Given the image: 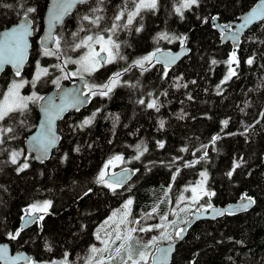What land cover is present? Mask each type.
<instances>
[{
	"label": "trees",
	"instance_id": "trees-1",
	"mask_svg": "<svg viewBox=\"0 0 264 264\" xmlns=\"http://www.w3.org/2000/svg\"><path fill=\"white\" fill-rule=\"evenodd\" d=\"M178 1L158 0L157 9L141 12L133 25L118 31L114 39L120 43V53L126 60L118 59L100 70L98 82L103 83L109 75L157 49H176L182 44L175 37H186L183 44L189 48L188 56L173 68L152 62L146 65L148 70L143 74L133 67L123 74L121 83L109 96L101 97L90 110L68 113L58 123L61 141L50 158L37 162L24 151L25 140L39 119L38 102L31 103L24 115L13 113L14 118L3 122L4 126L14 128L9 135L15 139L0 145V242H10L14 250L26 249L34 260L60 259L68 252L72 264H85L89 248L96 241V227L127 199L133 201L132 224L139 221L136 224L139 227L163 225L153 231L158 237L166 233L169 238L159 239L156 246L175 241L178 239L175 232L194 210L179 211L180 218L165 232L173 219L174 202L183 187L196 182L200 172L206 170L209 187L216 195L206 198L205 206L208 203L224 206L244 195L254 198L256 205L245 213L197 221L178 243L170 264H264V20L250 27L234 48L230 42H222L211 19L217 17L219 23L227 24L258 0H200L198 7L185 9L183 16L175 12ZM48 2L0 0V30L24 17L25 8L36 9L28 15L34 22L35 33L31 38L27 74L33 73L37 61L59 73L53 65L63 64L69 56L76 59L85 50H71V45L79 42L72 33L78 32L82 23L87 25L81 17L91 15L90 7L103 8V12L97 13L104 16L103 27L110 25L125 0H104L101 5L90 0L80 5L58 31L59 59L43 55L37 40ZM128 7L131 10V3ZM141 26L142 30L137 32L135 29ZM85 34L79 32L81 37ZM164 34L169 39H161ZM55 48L56 44L52 49ZM234 50L240 60L238 75L221 85L218 94L217 85L228 70L223 61ZM249 57H254L252 65L245 63ZM213 59L220 63L212 65ZM68 67L73 69L74 64ZM11 75V69L7 68L0 76V93L6 91L4 77ZM179 77L182 79L178 80ZM193 80L196 83H191ZM124 81L136 86L130 87ZM177 83L187 87H176ZM45 87L39 86L37 90ZM149 92L153 93L151 97L147 95ZM139 99L146 103L158 99L160 110L146 108L137 103ZM97 109L100 111L91 125L78 127ZM180 115L184 118L180 119ZM161 120L165 122L163 128ZM224 120H228L227 126L222 123ZM217 135L220 138L213 144L212 137ZM158 141L163 142V148ZM145 147L147 151H143ZM183 148L187 151H181ZM21 149L24 155L20 161L27 156L30 167L18 173L17 166L9 162V153ZM140 151L143 155L137 160L134 157ZM205 152L207 156L199 163L185 166ZM116 155L124 158L119 168L131 167L135 175L128 185L113 192L96 183V177ZM234 161H241V166L229 178L226 173L232 170ZM44 200L52 201L44 219L23 229L16 240H10L8 233L21 228V217L28 206ZM154 207L157 212L152 213ZM147 213L152 215L149 217ZM165 215L167 220H162ZM138 238L143 243L147 236L138 232ZM45 245L52 250L49 252ZM152 252L153 249L149 260Z\"/></svg>",
	"mask_w": 264,
	"mask_h": 264
},
{
	"label": "snow or ice",
	"instance_id": "snow-or-ice-1",
	"mask_svg": "<svg viewBox=\"0 0 264 264\" xmlns=\"http://www.w3.org/2000/svg\"><path fill=\"white\" fill-rule=\"evenodd\" d=\"M89 0H56L53 8V12L51 14L50 18V24L52 22H59L62 20L63 16L68 13V11L75 6V4H88ZM104 3V0H96L97 5H101ZM129 3H131L132 8L129 10ZM200 0H179V6L175 8V12L183 16V10L185 9H191L193 6H199ZM7 7H11V5H6ZM158 7V0H125L124 5L116 12V14L111 18L110 25L101 26V22L104 20V16L97 15V13L103 12V8L101 7H90V13L85 14L81 17L82 22H87V25L81 24L78 32H73L72 36L75 39H78L79 42L73 43L71 45V50H83L86 49V51L83 52V54L79 55L77 59H73L72 57H68L64 59L63 64H56L53 65L54 68L59 70V72L62 74L61 77H57L55 79H52V83L57 86V88L60 87V79H70L72 76H80L81 79H83L84 74L91 75L92 73L98 71L100 67L106 66L108 64L115 63L118 59L119 60H126V57L121 55L120 53V43L117 42L114 37L117 36L118 31L121 29H128L129 26L133 25V21L137 16L141 14L143 10H155ZM36 11L35 8L27 7L24 9V17L23 21L17 26L13 27L10 31L4 33L5 39L3 41H0V71L3 70L5 65L11 64L15 68V75L17 77L21 76V69L24 64L25 54L28 47L27 44V37L31 35L30 30V21L28 20V15L31 13H34ZM257 16H260L261 18H264V11H258L253 10V12L247 16L244 17L243 24L240 25L241 28L246 27L249 25L253 20L257 18ZM211 19L215 20L217 17H211ZM207 22V19L204 21ZM217 27H221L223 33L231 32V27L228 24L224 25H217ZM95 30V31H94ZM137 32L142 30L141 27H137L135 29ZM79 32H85L86 34L84 36H80ZM161 39H169V37L164 34L160 37ZM176 39L181 40V44H183L186 37H175ZM232 39H236V35H232ZM50 41H53L56 44L55 49L48 48L45 46L43 48V55L45 56H56L57 59L60 58L61 52H60V40L58 38H54L51 35V32L49 33V36L47 38ZM171 42V40L169 41ZM96 45H99V50L96 49ZM156 52H159V49L156 50ZM156 52L149 53L146 56H143L139 59L134 60L131 64H129L128 67L122 69L121 71H117L112 74L108 78V80L104 83L100 84H88L85 82V87L87 88V92H83L81 90H76L75 92L65 91L64 93V103L60 106H56L52 101H49L48 106L45 107V114L46 116L49 114L50 109L52 108H59V111H63L64 107L66 106H72L76 107L78 104L84 103L89 96H101V97H107L109 94L113 91V89L121 83V77L124 73L129 72L133 67L139 68L141 70V74L143 72L147 71L148 68L146 65H151L153 59H156V62L159 63L160 60L156 57ZM172 59H175L173 57ZM170 62V61H169ZM254 62V57H249L245 63L248 65H252ZM220 63L219 61L213 59L211 61L212 65H216ZM225 65L228 66L227 73L224 75L223 79L220 81V84L217 85V91L219 94V90L221 88V85L225 84L227 81H229L232 77L237 76L238 72L237 69L240 66V60L237 57L236 51H232L228 59L223 61ZM68 64H74L77 65V69L75 72H68L66 71V66ZM168 62L165 63V68H167ZM235 65V67H233ZM37 71L33 77L32 81L25 80L21 78L19 81L13 80L11 84L8 86L7 91L0 93L2 95L3 99L0 100V145H3L6 143V140L9 139H15L14 135H9L11 133H14V128L11 126H4V123L6 119L14 118L13 113H19L20 115H24L25 112L28 110V102H35L38 100L44 99L43 97L37 95L36 92H33L30 96H21L19 94V89L23 88L25 84L31 83L32 87L36 86V82H38L43 76L49 75V70L47 67H41L39 64V61H37ZM164 75H167V71H165ZM182 79V77H179L178 80ZM124 84H128L130 87H135L136 85L129 84L128 81H124ZM191 83H196V81H192ZM176 87H187V84L180 85L177 83L175 85ZM166 95V93H164ZM149 97L153 95V93L149 92L147 93ZM70 98V99H69ZM189 99H191V96H189ZM137 103L141 105H145L148 109H155L157 112L160 110V106H158V99H152L150 102H147L144 99H139ZM77 110L79 108L77 107ZM100 110L97 109L96 112H93L91 116L85 117L83 121L81 122L78 127L83 128L91 125L96 118L97 112ZM180 119H183L184 116L180 115ZM118 119V117H117ZM21 124L24 123V120L20 121ZM49 125L51 121H48ZM164 121L161 120L159 122L160 127H164ZM224 126L228 125V120L222 121ZM43 128V125H42ZM234 134V133H233ZM243 134V133H241ZM220 137L213 136L212 137V143L214 144L216 140H218ZM56 142V137L51 133V128L49 127L47 131L42 132L38 134L37 136L32 137V145H33V151L40 154L41 157L45 156L48 152V149L54 145ZM159 147L163 148L164 144L163 142L158 141L157 142ZM201 147H205L206 145H202ZM137 149H140V145H137ZM76 151H79V148L76 149ZM143 151H147V148L145 147ZM143 151L139 152V155L134 157L135 159H140V156L143 155ZM181 151H187L186 148L181 149ZM199 151V149H198ZM24 155L23 150L16 151L13 150L9 153V162L12 165H16V171L23 172L24 170L28 169L30 167V164L28 163V157L25 156L24 161L21 162L18 158L20 156ZM207 156V152L204 153V156L200 157L198 160L193 162H187L185 164L186 167H192L195 163H199V160L204 159V157ZM123 156L116 155L113 156L111 159L107 161V163L104 165L103 168L100 169L97 177H96V183L102 184L106 188L110 189L111 191L115 192L116 188L120 186L123 183L122 179H106L108 176L107 169L109 165H112L114 161H123ZM242 160V158H241ZM241 166V161H234L232 170L228 171L226 175L231 178L233 173L237 168ZM127 171V170H125ZM200 176L204 178L201 180L196 186L192 187L190 189L192 195L188 199L191 200L193 204H198L199 200L202 199L204 196H215V192H208L204 188V181L207 179V173L202 171L200 172ZM173 179H175V176H173ZM91 189H88V192H91ZM88 192L85 193V195L88 194ZM180 201H184L185 197L181 196L179 198ZM242 201H247V203H241L240 207L242 209H247L250 204L254 203V200L252 197L244 195L241 197ZM133 201L129 199L125 204V209L128 208L129 205H131ZM52 201L50 200H44L42 202H35L28 206V208L25 210L24 216L21 217L24 224H31L35 223L37 219L43 220L44 216L41 215L37 217L35 214L38 212H42L47 214L48 209L51 207ZM200 210L207 211L208 209H211L213 205L211 203H208L205 205H200ZM157 212V208L154 207L152 209V213ZM152 213H147V216H151ZM174 214V213H173ZM216 215H224L222 211H218L215 213ZM116 213H113V216H115ZM129 215L128 212L124 213V218L120 220V224L125 223H131V221H127V216ZM109 219H112L111 217ZM162 220H167V216H162ZM108 221H105V224H107ZM134 223L139 224V221H135ZM171 223V222H170ZM185 224L188 223V221L184 222ZM120 224H117L114 229V239L112 238L113 234L110 232H106L105 239H101L99 233L96 235V239L101 242L103 245L102 248H97L95 245L90 246L89 248V256L85 260V264H109V262L114 259L115 257L120 258V264H146L147 261V252L146 251H140L138 253H135V249L131 243V241L134 239L132 236V233H135L137 231L139 232H150L155 229H161L163 225L156 224V225H150L148 227H140L137 229L136 227H132L127 229V234L122 235L120 231ZM23 231V226H21L20 229L16 230L15 232H9L8 238L10 240H16ZM185 231L184 228H180L175 232V236L177 238H182V233ZM168 235L166 233H162L160 237H152V240L148 243L142 245L143 248H148L153 243H155L159 239H168ZM116 241H122V243L119 244V246H116L114 249L115 256L113 255V245H115ZM137 244L140 242L137 240ZM46 249L50 252L52 249L45 245ZM161 254L163 256H167L168 252L171 251V249H160ZM122 253H126L125 255H122ZM69 253L65 252L63 254V259L57 261H36L29 259L27 257L22 256H16L9 258L8 257V247L7 245L0 246V260L4 261H16L19 259H25L27 264H72V262L68 259Z\"/></svg>",
	"mask_w": 264,
	"mask_h": 264
},
{
	"label": "water",
	"instance_id": "water-1",
	"mask_svg": "<svg viewBox=\"0 0 264 264\" xmlns=\"http://www.w3.org/2000/svg\"><path fill=\"white\" fill-rule=\"evenodd\" d=\"M90 1V0H89ZM56 0H49L48 6L46 8V12L44 15V32L41 36L40 44L44 48L47 46L48 48H51L55 43L53 41L48 40L49 33L51 32V35L55 38V30L62 25L64 22L65 18L67 17L68 14L73 13L80 3L75 4L74 7H72L67 14H65L62 18L61 21L59 22H52L50 24V18L51 14L53 12L54 4ZM258 10V11H264V0H258L256 4L250 8L248 11L244 12L241 14L238 19L231 21L227 23L231 27V32L228 33H223V30L221 27H217V25H224L219 23L216 19L212 20L213 23L215 24V28L220 32L221 34V40L223 43H231L234 48H237L240 44L241 38L243 34L254 24L257 22H260L264 20V18H261L260 16H257L255 20H253L249 25L246 27L241 28L240 25L243 24L244 22V17L251 14L253 10ZM28 20L30 21V30H31V35H29L27 39V50L25 54V59H24V64L21 69V73L26 69L28 62L30 60L31 56V49H32V42L31 38L34 35V28H33V21L32 19L28 16ZM23 21V17L15 24L10 25L6 28H3L0 31V41H3L5 39L4 33L10 31L13 27H17L21 22ZM236 35V39H232V35ZM189 54V48L186 44L180 45L176 49H161L159 52H156V57L160 60V64H162L165 67V63L168 62L167 68H173L177 64H179L186 56ZM175 57V59H172ZM156 62V59H153ZM170 61V62H169ZM10 68L12 71L15 72V68L11 65H5L3 70L0 71V76L3 74V72L7 69ZM85 82H87V79L83 77L81 79L80 77L75 80V82L69 84V85H63L60 88L53 90L49 93H47L40 101L39 104V119L37 121V124L35 126V129L29 134V136L25 140L24 144V151L31 155L33 159L37 162H43L47 160L53 151L58 147L61 141V136L60 133L58 132V123L66 116L67 113L72 112L74 110H77V107L80 109L87 108L90 105V96L88 99L82 103L78 104L76 107L72 106H66L64 107L63 111H59V108H52L49 111V114L46 116L45 114V107L48 106L49 101H52L56 106H60L64 103V93L65 91H70V92H75L76 90H81L83 92L86 91L85 87ZM70 99V98H69ZM51 121L50 125L48 121ZM43 125V128H42ZM51 128V133L56 137V142L54 145H52L49 149L48 152L45 156L41 157L39 153L33 151V145H32V137L37 136L38 134L45 132L48 130V128ZM127 170V171H125ZM135 175V170L131 167L128 168H123L120 169L113 174H110L107 176V179H122L123 183L120 185L121 187L127 185L130 180L133 179ZM254 200V198H253ZM241 203H247V201H242L241 198L235 202L228 203L224 206H217L213 205L211 209H208L206 212L202 210H197L191 213L190 217L187 219L188 223L184 224L182 228L185 229V231L182 233V238H178L175 241L172 242H165L157 245L156 250L154 254L152 255V260L151 264H170V261L176 251V247L179 242L183 240V238L186 236L188 228L193 226L197 221L201 220H215L218 218L223 217L226 214H239V213H245L247 211H251L254 209L256 202L254 200V203L250 204L249 207L245 210L240 207ZM218 211H222L224 215H216L215 213ZM37 217H39L38 213L35 214ZM38 220V219H37ZM36 223V222H35ZM35 223L31 224H24L23 221H21V226H23V229H26ZM7 245L8 247V257H16V256H22V257H27L29 259H33L32 254H30L26 249H19V250H14L10 244V242L5 241V242H0V246ZM160 249H171L170 252H168L167 256H163L161 254ZM0 264H27L25 259H19L16 261H4L0 260Z\"/></svg>",
	"mask_w": 264,
	"mask_h": 264
},
{
	"label": "rangeland",
	"instance_id": "rangeland-1",
	"mask_svg": "<svg viewBox=\"0 0 264 264\" xmlns=\"http://www.w3.org/2000/svg\"><path fill=\"white\" fill-rule=\"evenodd\" d=\"M178 6H179V1H178V3H177L176 7H178ZM176 7H175V8H176ZM143 11H145V10H143ZM143 11H142V12H143ZM184 11H185V10H183V12H184ZM96 49L99 50V45H96ZM84 51H86V49H85ZM82 54H83V53H82ZM152 62H153V61H152ZM77 67H78V66L75 65L73 69H68V71H70V72H75L76 69H77ZM100 68H101V67H100ZM36 71H37V69L34 70V73H33V76H32V77H30V78H25V77H23V79L28 80V81H32V80H33V77H34V75H35V73H36ZM84 75H86V74H84ZM111 76H112V75H111ZM20 79H21V77H17V79H15V80L19 81ZM11 82H12V81H11ZM10 84H11V83H10ZM29 84H30V87H31L32 89H30L29 91H25V88H26V86L28 85V84H25L23 88L19 89V94H20L21 96H30L33 92H36L37 95L40 96V93L37 91V89H36L35 87H32L31 83H29ZM36 84H37V82H36ZM6 91H7V89H6ZM6 91H5V92H6ZM2 99H3V98H2ZM2 99H1V100H2ZM31 103H33V102H31V101L28 102V106H29ZM21 150H22V149H21ZM16 151H20V150H16ZM21 158H22V156H20L18 159L21 160ZM122 164H123L122 161H114V163H113L112 165H109V167H108V169H107L108 174H112V173H114L116 170H118L119 167L122 166ZM204 172L207 173V179L204 181V185H203V186H204V188H205L208 192H213V191L210 189L209 184H208V179H209L208 172H207L206 170H204ZM203 179H204V178H202V177L200 176L196 182H194V183H192V184H188V185H186V186L183 187V192H182V194L180 193V194L178 195V197L176 198L175 202H174V207H173V210H172V213H174V214H173V219L170 220L171 223H170V222L168 223V226H167L165 232L169 231V229L171 228V226H172L173 224H175V222H177V219H178V218H180V216H179V213H180V212H179V211L187 212V211L195 210L196 208H197V209H200V207H199L200 205H205V200H206V198L211 199V198L213 197V196H211V197L204 196L202 199L199 200L198 204H193V203L191 202V200L188 199V198L191 197V195H192L190 189H191L192 187L196 186V185H197L201 180H203ZM181 196H184V197H185V200H184V201H180V200H179V198H180ZM128 200H129V199H127V200L122 204V206L113 209L112 212L110 213V215H108L107 217H105V218L102 220V222H100V223L98 224V226L96 227L95 232H94V233H95V237H96L97 233H99L101 239H105V238H107V237H106V232H110V233L113 234L112 238L114 239V236H115L114 229H115V227H116L117 224H120V220H121L122 218H124V213H125V212H128V213H129V215H128L127 218H126L127 221H132V220H131V205H129L127 209H125V207H124L125 204H126V202H127ZM113 213H116V215L113 216ZM38 215H39V216H41V215H45V213L38 212ZM110 217H111L112 219H109ZM105 221H108V223L105 224ZM40 222H41V220H38V222H36V224H39ZM153 224H154V223H153ZM153 224H149V226H150V225H153ZM132 227H136L137 229L140 228L139 225L132 224V222H131V223L120 224V231H121L122 235L127 234V229L132 228ZM138 232H139V231H137V232H135V233H132V236L134 237V239L131 241V243H132V245H133V247H134V249H135V253H138V252H140V251H146L147 254H148V255H147V261H146V264H151L152 255H153V253H154V251H155V249H156V244H155V243H157L159 240H157L155 243H153L151 246H149V247L146 248V249L143 248L142 245H144V244L148 243L149 241H151V240H152V237H158V233L155 234L154 231H150V232L146 235L145 232H141V233H143L144 236H147V238H144V239H143L144 241H143V243H142V242H140V240H139V238H138ZM137 240L140 242L139 244L136 243ZM120 243H122V241H116L115 245H113V255H114V256H115L114 249H115L116 246H119ZM93 245H95L97 248H102V247H103V245L101 244V242H100L99 240H97V239H96L95 242H93ZM152 249H153V252H152L151 257H150V260H149V255H150ZM122 255H125V256H126V253H122ZM61 259H63V258L55 259V260L59 261V260H61ZM36 261H40V260H36ZM51 261H52V260H51ZM109 264H120V258H119V257H115L114 259H112V260L109 262Z\"/></svg>",
	"mask_w": 264,
	"mask_h": 264
},
{
	"label": "flooded vegetation",
	"instance_id": "flooded-vegetation-1",
	"mask_svg": "<svg viewBox=\"0 0 264 264\" xmlns=\"http://www.w3.org/2000/svg\"><path fill=\"white\" fill-rule=\"evenodd\" d=\"M82 5V4H81ZM84 5V4H83ZM48 6V5H47ZM80 6V5H79ZM78 6V7H79ZM77 7V8H78ZM46 12V11H45ZM75 12V11H74ZM73 12V13H74ZM70 14H72V13H70ZM70 14H68L67 15V17L70 15ZM44 15H45V13H44ZM44 15H43V18H42V28H41V30H40V32H39V34H38V36H37V40H38V42H39V44H40V40H41V36H42V34H43V32H44ZM67 17L65 18V20H64V22L62 23V25L60 26V27H58L56 30H55V38H57V36H58V31H59V29L63 26V24L65 23V21H66V19H67ZM33 27H34V22H33ZM34 33H35V31H34ZM34 36V35H33ZM32 36V37H33ZM40 46H41V44H40ZM55 46V44L51 47V49L53 48ZM41 48L43 49V47L41 46ZM78 58V57H77ZM76 58V59H77ZM37 65V64H36ZM111 64H108V65H106V66H103V67H101V68H99L98 69V71H96V72H94V73H92L91 75H89V74H86V75H84L83 77H85L86 79H87V83L88 84H93V83H96V84H100L99 82H98V79H99V77L97 76V74L100 72V70H102V69H106L107 67H109ZM40 66L41 67H44V66H42L41 65V63H40ZM75 66V65H74ZM47 68H48V70H49V75L48 76H43L38 82H37V84H36V86H35V88L37 89L39 86H46L44 89H41V90H37L39 93H40V96L41 97H44L47 93H49V92H51V91H53V90H56V89H58L57 88V86L55 85V84H53L51 81H52V79H55V78H57V77H61L62 76V74L59 72V73H57V71L55 72V71H53V72H51L50 71V68H49V66H47ZM37 69V67L36 68H34V70H36ZM68 69H69V67H68V65L66 66V71H68ZM12 71V70H11ZM26 71L24 70L22 73H21V78H23V77H25V78H30V77H32L33 76V73H34V71H33V73L32 74H27V73H25ZM68 72H70V71H68ZM111 75H109L108 77H110ZM80 76H72L70 79H63V78H61L60 79V87L61 86H63V85H69V84H71V83H73V82H75V80L77 79V78H79ZM10 78H11V81H13V80H15V79H17V76L15 75V72L14 71H12V75L10 76V77H4V81H3V84H6V89L8 88V86L10 85V83H11V81H10ZM106 80V78L103 80V83L104 82H106L105 81ZM7 82V83H6ZM59 87V88H60ZM30 89H32L31 87H30V84H28L27 86H26V88H25V91H29ZM115 89V88H114ZM113 89V90H114ZM85 92H87V88H86V91ZM100 98H101V96H99V95H97V96H90V105L87 107V108H83V109H80V110H74V111H72V112H84V111H88V110H90V108L95 104V103H99V101H100ZM40 101L41 100H38V101H35V102H38V107H39V104H40ZM70 113V112H69ZM68 114V113H67ZM66 114V115H67Z\"/></svg>",
	"mask_w": 264,
	"mask_h": 264
},
{
	"label": "bare ground",
	"instance_id": "bare-ground-1",
	"mask_svg": "<svg viewBox=\"0 0 264 264\" xmlns=\"http://www.w3.org/2000/svg\"><path fill=\"white\" fill-rule=\"evenodd\" d=\"M52 155V154H51ZM50 158V157H49ZM227 204V203H226ZM188 217V216H187ZM188 219V218H187ZM186 220V219H185ZM184 224V223H183ZM144 241V240H143ZM5 242V241H4Z\"/></svg>",
	"mask_w": 264,
	"mask_h": 264
}]
</instances>
